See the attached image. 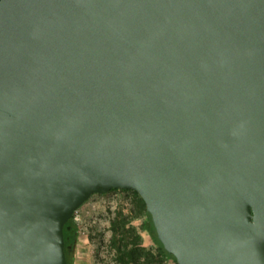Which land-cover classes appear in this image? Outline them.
<instances>
[{
    "label": "water",
    "instance_id": "water-1",
    "mask_svg": "<svg viewBox=\"0 0 264 264\" xmlns=\"http://www.w3.org/2000/svg\"><path fill=\"white\" fill-rule=\"evenodd\" d=\"M112 189L177 264H264V0H0V264Z\"/></svg>",
    "mask_w": 264,
    "mask_h": 264
},
{
    "label": "rangeland",
    "instance_id": "rangeland-1",
    "mask_svg": "<svg viewBox=\"0 0 264 264\" xmlns=\"http://www.w3.org/2000/svg\"><path fill=\"white\" fill-rule=\"evenodd\" d=\"M138 204V195L133 190L112 189L105 193H94L80 205L78 220L72 219L78 229L73 264H118L112 245L111 225L118 211L128 217L130 209L136 208ZM145 220L144 213H140L125 228H135V232L141 237V246L155 250L154 241L141 228ZM131 237L129 235L127 239L130 240ZM165 264L177 263L169 258Z\"/></svg>",
    "mask_w": 264,
    "mask_h": 264
},
{
    "label": "trees",
    "instance_id": "trees-1",
    "mask_svg": "<svg viewBox=\"0 0 264 264\" xmlns=\"http://www.w3.org/2000/svg\"><path fill=\"white\" fill-rule=\"evenodd\" d=\"M133 192L137 194V192ZM138 199L139 206L130 209V216L126 217L118 211L116 219L112 222V245L115 248L116 261L118 264H165L171 258L176 262L175 258L164 250L162 244L157 239L151 216L146 211L145 204L139 195ZM140 213H144L146 218L141 228L154 241V245L156 246L155 250L152 248L146 249L141 246V237L135 232V228L129 226L125 228L131 219L138 218ZM129 235H132L130 240L127 239ZM63 240L66 264H73L77 241V226L72 220V217L63 226Z\"/></svg>",
    "mask_w": 264,
    "mask_h": 264
},
{
    "label": "built area",
    "instance_id": "built-area-1",
    "mask_svg": "<svg viewBox=\"0 0 264 264\" xmlns=\"http://www.w3.org/2000/svg\"><path fill=\"white\" fill-rule=\"evenodd\" d=\"M117 190H126V189H117ZM78 212H79V207L78 208H76L74 211H73V213H72V215H71V217H72V219L73 220H78ZM77 231H78V229H77Z\"/></svg>",
    "mask_w": 264,
    "mask_h": 264
},
{
    "label": "crops",
    "instance_id": "crops-1",
    "mask_svg": "<svg viewBox=\"0 0 264 264\" xmlns=\"http://www.w3.org/2000/svg\"><path fill=\"white\" fill-rule=\"evenodd\" d=\"M146 232V231H145Z\"/></svg>",
    "mask_w": 264,
    "mask_h": 264
}]
</instances>
